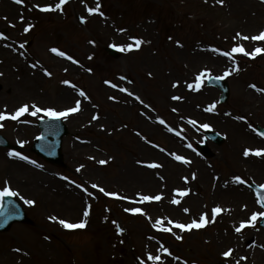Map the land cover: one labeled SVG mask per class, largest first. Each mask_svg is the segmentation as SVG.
I'll return each instance as SVG.
<instances>
[{
  "label": "rangeland",
  "instance_id": "obj_1",
  "mask_svg": "<svg viewBox=\"0 0 264 264\" xmlns=\"http://www.w3.org/2000/svg\"><path fill=\"white\" fill-rule=\"evenodd\" d=\"M14 1L0 0V43L35 63L37 80L29 86L15 78L12 82L0 64V112L7 117L0 120V133L10 144L0 148V188L7 181L10 189L34 204L13 196L24 207L29 221L13 223L0 232V264H153L149 254L160 256L156 264H264V229L258 226L261 216L245 223L240 232L235 231L242 221L251 219L252 213L262 212L249 184H264V152L259 156L251 151L248 156L241 155L245 149H264V140L254 131L255 124L264 127V91L260 90L264 89V52L255 56L239 52L225 55L234 46H243L249 53L256 48L264 50V42L251 39L248 30L250 1L100 0L99 9L92 14L84 13L89 0H67L60 9L46 13L38 8L41 14L25 3L39 5L49 0ZM92 2L95 5L96 0ZM6 3L20 9L3 8ZM101 13L106 17H99ZM22 14H26L23 19ZM143 20L150 21L153 40L149 52L157 60L155 65L143 62L139 47L124 51L120 48L134 44L130 37L138 39L143 34ZM27 25L31 27L25 32ZM115 27L127 29L128 37L111 36ZM2 29L6 34L1 33ZM237 33L250 38L242 39ZM27 41L31 43L25 48ZM197 43L225 61L209 64L198 56L196 66L200 73L204 72L201 83L183 94H197L204 101L195 108L192 103L186 108V98L178 95L179 99H173L177 92L163 83L184 80L182 70L193 58ZM107 46H115L120 57L108 56L104 51ZM53 48L72 57L71 67L51 62L48 55ZM141 61L144 64L139 67ZM117 74L135 99L139 97L135 103L122 106L103 89H111L109 85ZM211 75L222 76L229 84L225 104L218 103V90L205 84ZM15 85L18 91L9 96ZM66 86L73 87L75 93L84 91L89 105L76 116L62 117L68 132L62 139V161L53 165L31 150L39 134L37 120L46 115L40 112L32 116L31 108L16 120L10 115L26 103L56 111L72 106L71 99H57ZM203 90L206 95L201 93ZM246 96L248 101L242 107ZM202 104L208 106L202 108ZM213 104L214 108L207 110ZM143 110L150 114L144 119ZM108 118L113 122L111 126ZM233 119L242 122L246 131L242 147L230 140L228 126ZM141 120L146 126L139 124ZM90 121L93 124L89 125ZM204 124L209 127H202ZM205 129L224 137L220 146L210 143L214 153L208 157L195 152V144L201 141ZM71 143L78 144L82 155L79 164L67 159ZM10 151L20 152L36 164L9 156ZM173 154L185 157L188 163L176 160ZM153 163L158 167L149 166ZM129 164L139 170H128ZM38 169L59 184L38 180ZM140 171L150 187L144 188L135 180ZM237 176L243 182H237ZM230 180L240 185L246 200L241 192L231 189ZM93 184L97 187L93 188ZM100 188L116 195H105ZM186 188L189 193L181 196L180 191ZM145 195L161 198L142 202ZM173 199L179 203H172ZM227 203L231 210L225 214L226 208L213 219V208H223ZM85 208L89 213L86 217ZM131 208H140L141 212L125 211ZM201 214L207 223L200 228L181 230L175 226L189 224L193 219L199 222ZM51 216L57 220L49 219ZM59 219L71 223L84 220L85 226L66 229ZM157 219L161 224L153 227ZM165 228L171 231L162 230ZM228 249H232L231 254L223 256Z\"/></svg>",
  "mask_w": 264,
  "mask_h": 264
},
{
  "label": "bare ground",
  "instance_id": "obj_2",
  "mask_svg": "<svg viewBox=\"0 0 264 264\" xmlns=\"http://www.w3.org/2000/svg\"><path fill=\"white\" fill-rule=\"evenodd\" d=\"M238 1V0H236ZM244 2V0H242ZM250 1V10L248 11L247 15H249V29L251 34L250 35H256L258 33H260L262 30H264V15L261 14V11H264V0H248ZM36 4V2L33 1H29V6L31 9L34 8V5ZM55 2L53 0H49L48 3H44V4H39L38 8H43L45 5H52L54 6ZM89 5H92V0L89 1ZM259 5H262L259 6ZM3 8H10L12 10H14L16 7L13 4L10 3H6L4 5ZM39 13L41 14V11L38 9ZM45 12V11H43ZM46 13V12H45ZM258 21V22H255ZM101 22L105 23V20L101 19ZM254 24H258V26H255ZM255 27H258L257 29H254ZM140 28H141V32L143 33L142 35L139 36L138 39H140L142 41L141 45L139 46L140 49L138 50L141 53V59L143 60V62L148 63L149 65H155L157 60H155L152 57L151 52H149V50L151 49V45H152V40H153V34L151 32V26H150V21L149 20H144L142 21V23L140 24ZM123 30V31H121ZM98 33L102 34V32L100 30H98ZM111 36L115 35V36H122L127 38L128 37V31L127 29H116L113 28L111 30V32L109 33ZM250 35L248 36L250 38ZM244 35H242L241 37H243ZM243 39V38H242ZM260 43L264 42V40H259ZM84 47H86V43H83ZM247 50V49H246ZM11 50L8 49L7 46H5L4 44L0 43V64H3V69L5 74L7 73L8 79H11L12 82L13 79H19L20 81H24L25 86H29L30 82L34 84V82L37 80V75H36V66L33 65L32 63L28 64L23 57L17 55L14 52H10ZM202 51V52H201ZM194 56L193 58L187 62V64L184 66L183 70H182V76L184 78V80L182 82L177 83L176 87H173L172 83H166V81L163 83L165 88L167 89H172V92L176 94H174L175 97H179L180 96H184V92L189 93L193 90V88L196 85V76L200 73L199 71V67H197V61H199L198 56L204 57L206 59H204L207 63H217V62H224V59L218 58L217 57V53L213 50H210L208 48H206L204 46V44L202 43H197L194 50ZM49 59L51 60V62L53 64H59L61 66H65V67H71L72 65V61L70 59H68V56H61L58 54V52H49L48 55ZM142 61L138 64L139 67H141L142 64H144ZM40 69L38 67V82L40 80ZM25 79V80H24ZM130 81V78H129ZM16 83V82H15ZM29 83V84H28ZM193 84V88H189L188 84ZM115 84L116 87H113L112 85ZM19 85V84H18ZM111 87L110 88H103L105 89V92H107L108 94H111L112 96H115L116 99L118 100L119 103L122 104V106H127L129 104L135 103L136 99L132 93V91L126 87H124L122 85V79H119V74L116 75V77L114 78L113 82L109 85ZM16 88L12 89L13 91L9 92V96L15 95V92H17L18 89L17 85H15ZM71 86H66L64 87L60 94L57 96L58 101H64V102H68L69 99H71V102L73 103L74 106H76V101H80V107L79 110L76 111L75 113H71L72 116H76L78 112L81 111V109L84 108H88V102L85 100L84 97L80 96L78 93H75L74 88H70ZM121 89H127L128 91H121ZM201 90V89H200ZM205 93L206 92L203 90L201 91V93ZM129 93H132V95H130ZM40 93H38L39 95ZM172 96V95H171ZM170 96V97H171ZM172 96V98L174 97ZM186 98V100H184V107L188 108V105H191V103L193 104V107H197L200 102L204 101V98L201 97L199 98L197 94H191V96L186 95L184 96ZM207 99V96H204ZM253 97V96H251ZM248 96L244 97V100H242L243 103H241V106L243 107L245 105V103H247L248 101ZM190 99L193 100V102H190ZM260 101V100H257ZM28 104V103H26ZM29 105V109L31 108V105ZM208 105L202 104L201 107L205 108ZM150 114L143 110L142 111V115L141 118H147ZM84 121V120H81ZM93 122V121H92ZM91 121L88 122L89 125L93 124ZM107 122L109 124V126L112 125V120L110 118L107 119ZM143 121H140V125L141 126H146L142 124ZM87 124V125H88ZM81 125V124H80ZM88 125V126H89ZM228 129L230 130V140L233 144H239L241 147L243 146V139L245 137V128L242 122H240L239 120H235L233 119L228 126ZM76 144V143H75ZM71 143V148L67 153V159H69L71 162H75L76 164H79L82 161V155L81 153L78 151V144L75 145ZM170 146L171 143H169ZM169 149V147H168ZM244 154L241 155V157H243ZM137 162H140L139 160H137ZM141 163V162H140ZM128 166V165H127ZM126 166V168H127ZM173 169L177 170V166L172 167ZM128 170H133L135 172H137L139 169L133 165V164H129V169ZM143 170V169H142ZM35 175L38 177V180H44L47 181L50 184H59V182L57 180H55L52 176H47L41 173L40 169H38V171L35 173ZM130 178V176H128ZM135 180L137 181V183H139L140 185H142V187L144 188H148L150 187V183L148 181V178H146V176H144L143 172L140 171L139 175L135 177ZM228 184L232 185L231 189L232 190H236L238 193L243 195V200H246V195L244 193H242V189L240 188V185L235 181V180H230L228 182ZM189 191H187L186 194H188ZM238 206V205H237ZM195 207V205H194ZM228 208V211L225 212V214H227L229 212V210H231V206L229 203L224 204L223 208H221L220 212H224V210ZM240 210L243 211V209L240 207Z\"/></svg>",
  "mask_w": 264,
  "mask_h": 264
},
{
  "label": "snow or ice",
  "instance_id": "obj_3",
  "mask_svg": "<svg viewBox=\"0 0 264 264\" xmlns=\"http://www.w3.org/2000/svg\"><path fill=\"white\" fill-rule=\"evenodd\" d=\"M17 3H23V0H16ZM67 2V0H59L58 3L55 4L54 8L52 5H45L43 8H41L42 11H50V10H56V9H60L61 6L63 4H65ZM82 3L85 2V0H81ZM218 3H223V0H217ZM100 7V0H96L95 2V7H87V12L89 14H92L93 12H96ZM101 15H103V13H101ZM21 19H23V17H21ZM81 19L83 20L84 18L81 17ZM31 27V25H27L24 29L25 32H27L29 30V28ZM123 31V30H121ZM237 36H241L240 33H237ZM243 39H248L247 36H243L242 37ZM130 39H132L134 41V44H126V45H123V46H120L121 50L124 51V50H131L134 46L135 47H139L140 44L142 43V41L140 39H137L135 37H130ZM235 39V37H234ZM251 39L253 40H264V30H262L257 36H253ZM51 51L53 52H57L58 50L56 48H53L51 49ZM261 51H264L260 48H256L253 52L249 53V52H246L244 47L243 46H234L232 49H231V52H228V53H225V55H231V53H236V52H239V53H243L244 55H252V56H255L258 52H261ZM59 55L61 56H64L66 55L64 52H58ZM68 59H72V57H68ZM50 75V73H47ZM228 73H225V75H227ZM204 75V72H201L200 74L197 75L196 77V87H199L200 83H201V76ZM219 79V77L217 78ZM63 83L65 84H68L70 83L69 81H63ZM105 83H110L109 81H105ZM113 87H116L115 84L112 85ZM177 84L176 83H173V87H176ZM188 87L191 89L193 88V84H188ZM252 87H255V85H252ZM261 91H264V89H260ZM121 91H128L127 89H121ZM130 95H132V93H129ZM79 95L84 97L85 96V93L84 91H80L79 92ZM136 99H139V97H136ZM173 99H179V97H173ZM79 107H80V101H76V106L75 107H69V108H66L65 110L63 111H56L54 110L53 108H41V107H38L35 103H33L31 105V115L32 116H36L37 113H40V112H43L46 116L48 117H52V118H60V117H64V116H67L69 113H73V112H76L79 110ZM214 108V104L213 105H210L209 108L207 110H212ZM29 111V105L28 104H24V105H21L20 107L16 108L15 111L13 113H11L10 115V118L12 120H16L18 119V117H20L21 115H23L25 112H28ZM6 113L4 112H0V120H4L6 119ZM93 119H97L96 116H93ZM242 119V117H241ZM190 123H192L193 121H189ZM160 123H164L163 120H160ZM3 125H0V127H2ZM202 127L204 128H208L209 125L207 124H204L202 125ZM260 135L264 136V132H261ZM18 143H23L22 141H18ZM251 152H254L255 155L259 156L261 155L262 152H264V149H245L244 150V155L245 156H248L249 153ZM9 156H16V157H19L20 159H23V160H26V161H29L30 163L32 164H36V162L34 160H29V158L27 156H24L22 155L20 152H9L8 153ZM175 159L176 160H179V161H183L185 163H188V161L186 160L185 157H182V156H179V155H175ZM100 163H105V161H100ZM39 166V165H37ZM150 167H158V165H156L155 163L153 164H150L149 165ZM77 171H79V168L77 169ZM65 179H67L65 177ZM184 179H187V178H184ZM237 182H243L241 180V178L239 176L235 177L234 178ZM93 188H96L97 185L93 184L92 185ZM261 187H264V185H261ZM100 192L102 193H105V190L103 188H100L99 189ZM187 193V190H183V191H180V195L183 196ZM105 195H112V196H115L116 193H105ZM6 196H20V193L19 192H16L12 189H10V187L8 186V182L5 181L4 182V186L2 188H0V198H3V197H6ZM161 197L160 195H155V196H142L141 200L142 202H146V201H151V200H159ZM20 199L24 200V203L26 204H29V205H32L34 204V201L33 200H30V199H25L23 196H20ZM258 203H264V196L260 197L257 201ZM172 203H179L178 200L176 199H173L172 200ZM125 211H131L133 213H138V212H141V209L140 208H131V209H125ZM185 212L188 211V209H184ZM221 211V208L219 206L213 208L212 210V214H213V219L215 218V215L217 213H219ZM88 209L85 208L84 209V212H83V215L86 217L88 216ZM257 216H264V212H261V213H252V216H251V219L247 222L245 221H242L239 225V227H237L235 229L236 232H240L242 228L245 227V223H251L253 221H255L257 219ZM49 219L51 220H57V217L56 216H51L49 217ZM64 228L66 229H75V228H83L85 226V221L84 220H79V222L77 223H71V222H68L64 219H59L58 221ZM115 223V222H114ZM169 223H171V221H169ZM207 223L206 221V218H205V215L204 214H201L200 217H199V222H197V220L193 219L189 224H181V223H176V227L181 229V230H184V229H191L193 227L195 228H200L202 226H204L205 224ZM161 224V221L160 219H157L155 224L153 225V227H157ZM164 231H171V229H168V228H165V229H162ZM177 239H180L179 236H177ZM17 251H19V249H17ZM164 252H168V249L167 248H164L163 249ZM232 252V249H228L227 251H225L224 253H222L223 256L225 257H228ZM170 254V253H169ZM148 259L151 260L153 262V264H156L157 261L160 260V256L156 255V256H153L151 254L148 255Z\"/></svg>",
  "mask_w": 264,
  "mask_h": 264
},
{
  "label": "water",
  "instance_id": "obj_4",
  "mask_svg": "<svg viewBox=\"0 0 264 264\" xmlns=\"http://www.w3.org/2000/svg\"><path fill=\"white\" fill-rule=\"evenodd\" d=\"M109 52L113 55H116L114 52H112V50H109ZM210 82L211 83L218 82L217 84H221V80L214 79V78L210 79ZM222 87H223V95L221 97V101H224L227 98L228 90H227L226 84H224V82H223ZM61 127H62L61 132H56V133H54V131L49 132L47 130H44L43 131L44 136L41 138L42 139L41 143L44 145H48L47 149H45L43 151V153L46 156H48L52 161H56L58 158V157L56 158V155H57V149H58V145H59V141H60V135L62 133V130L64 131V127L62 125H61ZM57 128L58 129L60 128V124L57 125ZM259 131L264 132V129L260 128ZM49 136H53L55 138V140L52 141L51 143H49V140H48ZM208 136L213 138L218 143L221 142L220 137L216 134L208 133ZM38 150L41 151L43 149L40 146H38ZM252 187L254 188V190L257 193L259 198L264 196V187L262 188V187H258V186H254V185ZM262 205L264 207V203H262ZM16 218H21V217L16 216ZM12 220H13V217L10 216L4 208L0 210V229H5ZM260 224L264 227V216H263V219H262Z\"/></svg>",
  "mask_w": 264,
  "mask_h": 264
}]
</instances>
